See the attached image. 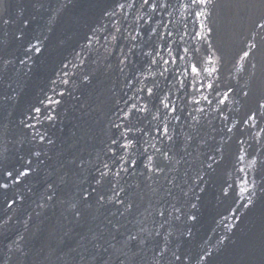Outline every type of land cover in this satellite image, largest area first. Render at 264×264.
<instances>
[{"label":"water","instance_id":"water-1","mask_svg":"<svg viewBox=\"0 0 264 264\" xmlns=\"http://www.w3.org/2000/svg\"><path fill=\"white\" fill-rule=\"evenodd\" d=\"M259 1L256 11V0H10L0 18V264H264ZM253 184L248 205L242 189ZM93 188H123L133 207L98 202ZM93 233L107 252L81 246Z\"/></svg>","mask_w":264,"mask_h":264},{"label":"snow or ice","instance_id":"snow-or-ice-1","mask_svg":"<svg viewBox=\"0 0 264 264\" xmlns=\"http://www.w3.org/2000/svg\"><path fill=\"white\" fill-rule=\"evenodd\" d=\"M212 2H213V0H191V5H196V6L208 5V4L212 3ZM144 3L145 4H148L149 3V0H144ZM191 5H185V6L188 7V6H191ZM119 7L123 8L124 5L121 4V5H119ZM151 7L153 9H155L157 7V5L155 3H152ZM197 15L203 16L204 15V12H199V13H197ZM258 27L264 28V23L258 24ZM208 31L211 32V29L209 28ZM254 47H256L255 44L250 45V48H249L248 51H243V55H242L241 59L243 60L244 58L248 57L250 55V49L251 48H254ZM200 71H201V69L199 67H197L195 64H193L191 66V72L199 74ZM205 71H207V69H205ZM212 71H215V69H212ZM207 87L209 89H211V88H213V85L212 84H208ZM228 91L231 92L232 89L229 88ZM149 92H151V89H149ZM245 95H247V93H245ZM204 99L207 100V97H204ZM227 100H228V94L227 93H224L223 94V98L219 100V103L220 104H223ZM133 108H135V105H133ZM36 111H39V109H36ZM249 119L250 120H255L256 119V113H251L250 116H249ZM167 131H168V129L165 127L164 128V132L167 133ZM168 138L171 139V137H168ZM41 139H43V137H41ZM189 139H191V137H189ZM112 143L115 144L116 141L113 140ZM131 143L132 142L129 141V144L123 145V147L127 148V147H129L131 145ZM165 157L167 158V154H165ZM150 164H151V161H150ZM209 167H211V165H209ZM104 168L105 169H108V165L105 164L104 165ZM154 170L156 172H162L163 171V169L160 168V167H155ZM124 171H127V169H124ZM27 174H28V171L27 170L20 173V175H27ZM6 175L7 176H12L13 173L12 172H7ZM107 175H108V172L107 171L100 172L99 179L96 180V184L97 185H101ZM115 175L116 176H119L120 175V172L117 171L115 173ZM0 187L7 188L8 185L7 184H2V185H0ZM124 191L125 190L123 188H120L118 190L115 189V188H113V189H111L112 195L106 196V195H103V194L98 193L97 192V189L96 188H93L92 189V192L88 193V196H91L93 193H96L97 196H98V202H109V203H111V202L114 201L116 204H119V205L123 206L124 212H128L133 207V203L131 202V200L127 199V194L125 196H121L120 195ZM242 191L243 192H246V193H249V195H248V205L254 204V200H253L252 196L254 195L255 185L253 184V188H252L251 191L247 187L243 188ZM87 198L88 197L86 196L85 199H87ZM48 199H52V197L49 196ZM124 212H121V215H123ZM76 215L79 216L80 215V212H77ZM160 215H164V213L161 212ZM193 219H195V217H193ZM109 224H112V221H109ZM112 226H113L114 229H117V230L120 227V225L118 223L117 224H113ZM137 238H138L137 235L130 234L127 237V241L128 242L136 241ZM82 239L85 241V244L81 245L82 247H86L87 244H91L93 249H95L97 251H99V250L102 249L103 251L107 252V249L104 248L105 240H104V236L102 234L98 235L96 233H93L91 239H89L88 237H83ZM113 239H114V237H113ZM141 242H143V241H141ZM109 246L112 247V248H115V245H109ZM121 255L126 256V254H124L123 252L121 253ZM161 255H163V252H161ZM83 258L84 257H82V259ZM91 259L92 260H95L96 259V256L93 255L91 257ZM177 259H179V257H177ZM117 261H118V264H125V260L124 259H121L120 257H117ZM103 264H109V262L106 260V261L103 262Z\"/></svg>","mask_w":264,"mask_h":264},{"label":"bare ground","instance_id":"bare-ground-1","mask_svg":"<svg viewBox=\"0 0 264 264\" xmlns=\"http://www.w3.org/2000/svg\"><path fill=\"white\" fill-rule=\"evenodd\" d=\"M245 1H248V0H245ZM262 1L264 2V0H262ZM9 2H10V0H0V18L10 11L9 10L7 12V10H6ZM260 6H261V2L259 0H256V2L253 4V9L257 11ZM263 12H264V3H263L262 8L260 10V13H263ZM248 13H249V11H247V14ZM255 20H256V18H255Z\"/></svg>","mask_w":264,"mask_h":264}]
</instances>
